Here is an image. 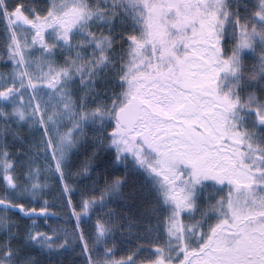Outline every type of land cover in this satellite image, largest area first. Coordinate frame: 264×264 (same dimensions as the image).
<instances>
[{
    "label": "snow or ice",
    "instance_id": "snow-or-ice-1",
    "mask_svg": "<svg viewBox=\"0 0 264 264\" xmlns=\"http://www.w3.org/2000/svg\"><path fill=\"white\" fill-rule=\"evenodd\" d=\"M0 264H264V0H0Z\"/></svg>",
    "mask_w": 264,
    "mask_h": 264
}]
</instances>
